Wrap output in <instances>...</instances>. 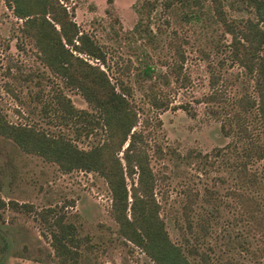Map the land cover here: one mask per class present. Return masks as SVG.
I'll return each instance as SVG.
<instances>
[{
    "label": "rangeland",
    "instance_id": "1",
    "mask_svg": "<svg viewBox=\"0 0 264 264\" xmlns=\"http://www.w3.org/2000/svg\"><path fill=\"white\" fill-rule=\"evenodd\" d=\"M220 2L226 21L239 25L254 19L251 8L238 0ZM7 3L11 0H0V112L10 123L62 133L78 147L88 148L98 135L75 138L72 124L57 116L60 110L54 96L63 94L74 107L90 108L41 61L34 39L22 32V20ZM66 5L73 7L78 29L105 53V65L100 66L110 81L121 79L133 87L134 129L140 132V145L148 156L154 198L169 240L183 247L192 245L188 259L200 264H264V222L233 220L242 210L240 191L252 195L264 209V184L256 192L241 188L235 171L223 159L209 166L191 157L196 152L208 154L228 141L220 132L217 115L209 112L212 101L230 110L240 95H253L250 76L228 57L229 35L214 19L210 0H188L187 4L180 0H69ZM138 19L139 30L126 34ZM260 54L264 57V45ZM140 58L156 72L169 73L167 85H158L168 103L164 110L145 102L146 83L134 86ZM246 117L249 125L251 112ZM263 166L264 160L251 169L260 172ZM130 183L125 176L127 201ZM0 201V264H156L119 235L110 192L101 176L92 171L62 172L55 163L20 150L2 136ZM212 207L215 218L207 222L210 230L202 235L199 219L207 217ZM47 211L49 222L60 216L73 225L78 244L69 246L74 249L70 257L59 258L51 247ZM227 231L232 235L229 244ZM236 231L242 235L235 236ZM194 234L202 237L194 239Z\"/></svg>",
    "mask_w": 264,
    "mask_h": 264
},
{
    "label": "trees",
    "instance_id": "2",
    "mask_svg": "<svg viewBox=\"0 0 264 264\" xmlns=\"http://www.w3.org/2000/svg\"><path fill=\"white\" fill-rule=\"evenodd\" d=\"M68 1L11 0L7 4L13 15L22 20V32L34 39L41 61L62 79L66 87L77 91L90 108L78 109L68 97L58 94L54 96V104L60 110L57 116L64 123L72 124L75 138L79 135L85 138L98 135V141L88 148H81L62 133L49 134L32 126L10 123L1 112L0 136L11 140L24 152L55 163L62 172L92 171L101 176L110 192L111 215L119 235L139 247L154 263L200 264L188 259L194 250L192 245L183 247L169 240L163 220L159 217V206L153 193L154 176L148 156L140 145V132L134 129L137 107L131 98L133 87L121 79L110 81L100 66L105 65V53L86 33L78 29L73 21V7L67 8ZM180 1L188 3V0ZM238 1L251 8L254 19H245L239 25L226 21L220 0H210L214 19L224 26L229 35L228 57L250 76L253 95H240L234 100L235 107L230 110L212 101L214 104L208 107L209 112L217 115L220 132L228 137V141L222 146L213 147L208 154L196 152L191 157L200 158L209 166L214 160L223 159L226 166L235 171L238 186L256 192L264 184V166L260 172L251 169L252 164L264 160V57L260 54L264 45V0ZM140 26L138 19L126 34L135 33ZM73 51L87 58L79 57ZM179 56L183 60L181 53ZM88 59H92L93 63ZM140 65L135 74L134 86L139 88L146 83L147 89L143 92L145 102L155 110L166 109L168 103L162 98L158 85L160 82L167 85L165 80L169 73L156 72L147 61H141ZM171 69L174 70V66ZM207 98L216 97L209 95ZM180 107L190 112L188 107ZM249 112L252 118L248 125L246 114ZM119 152L123 163L117 156ZM125 176L131 179L130 201H127ZM229 192L233 194V191ZM238 196L242 210L233 220L264 222V209L259 206V202L243 191L238 192ZM209 212L207 217L199 219L202 235L207 229L210 230L207 222L209 224V220L215 218V207ZM46 214V224L51 226V247L59 258L70 257L74 250L72 248L78 244L73 225L61 221L60 216L53 217L49 222L48 211ZM187 229L190 231L189 223ZM224 234L229 244L232 235L229 231ZM233 234L237 237L242 235L237 231ZM202 235L194 234L193 238ZM183 240L187 243L186 238Z\"/></svg>",
    "mask_w": 264,
    "mask_h": 264
}]
</instances>
